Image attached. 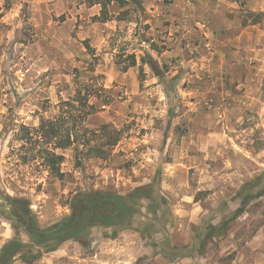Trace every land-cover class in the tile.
Segmentation results:
<instances>
[{
	"label": "rangeland",
	"instance_id": "374dc122",
	"mask_svg": "<svg viewBox=\"0 0 264 264\" xmlns=\"http://www.w3.org/2000/svg\"><path fill=\"white\" fill-rule=\"evenodd\" d=\"M107 1L0 0L1 195L30 200L47 228L79 192L153 183L167 207L140 208L115 264H264V196L199 248L203 228L233 217L224 204L264 183V0H111L104 21ZM78 92L95 106L77 122L90 145L57 150L54 177L37 129ZM105 124L122 135L108 159L91 149ZM104 234L70 242L68 262L93 264ZM16 235L0 218V241Z\"/></svg>",
	"mask_w": 264,
	"mask_h": 264
},
{
	"label": "trees",
	"instance_id": "16d2710c",
	"mask_svg": "<svg viewBox=\"0 0 264 264\" xmlns=\"http://www.w3.org/2000/svg\"><path fill=\"white\" fill-rule=\"evenodd\" d=\"M119 1L125 3V0ZM111 3V0L99 2L102 5L104 21L108 20L107 8ZM254 15L257 19L255 23H259L264 14ZM148 63L155 68L153 58H150ZM136 65L137 60L134 57L131 66ZM126 70L128 68H125ZM59 109V114L53 119L43 118L41 120L37 134L39 140L50 146L42 150L43 164L51 175L61 178L64 175L61 166L65 156L58 154L57 150H67L76 144L90 145L89 139L85 138L86 134L81 135V130L77 129V122H87L88 117L95 113V106L90 104V96L78 92L75 98L61 103ZM57 122L64 123L58 124ZM68 122H74L75 127L67 126ZM99 132L100 136L102 134V139L99 140L103 142L100 146L91 149L100 153L102 158L108 159L111 150L122 140V135L120 131L107 124L103 125ZM31 140L32 138L29 141ZM260 180L261 176L255 178L252 184L251 182L245 184L236 198L240 201L238 205L231 208L228 203L224 204L227 209L233 211V217L229 219L222 216L218 224L210 223L203 228L199 235L201 238L199 248L203 242L213 240L216 236H223L230 223L243 215L251 202L264 196V183L261 185ZM252 185L255 187L252 188ZM259 185L262 186L261 189L253 190ZM153 187L152 183L125 195L113 191L79 192L72 197L71 215L47 228L40 225L31 208L30 200L12 197L8 194L1 195L0 187V218L10 222L17 232V235L3 246L0 252V264H13L17 259L26 264H37L45 254L57 251L67 243L79 242L87 245L94 228L104 229L106 239L117 238L121 233L132 228L135 217L145 203L154 213H163L167 207L166 200L164 198L160 201L158 198L155 199ZM19 232L28 237V242L18 237ZM203 250L204 248H201L199 252L197 251L200 256L204 253Z\"/></svg>",
	"mask_w": 264,
	"mask_h": 264
},
{
	"label": "crops",
	"instance_id": "0c3cea01",
	"mask_svg": "<svg viewBox=\"0 0 264 264\" xmlns=\"http://www.w3.org/2000/svg\"><path fill=\"white\" fill-rule=\"evenodd\" d=\"M230 207H234L235 204H232V202H227ZM196 207H201L200 202H196ZM219 207V204L216 205L214 208ZM125 235L124 233H121L117 238H108L103 240H109L107 242H102L103 247H100V252H93L92 254L95 255V260L93 264H115L116 262H120L123 258L118 257L117 254H113L116 252V248H122V243H118L122 236ZM12 238L5 237L4 240L0 241V252L3 248V246L8 243ZM114 243V244H113ZM93 249V248H92ZM119 249V250H120ZM117 255V256H116ZM72 254L70 250V245L67 243L57 251L45 254L38 262L37 264H70L68 261L71 259ZM126 257H124L125 259ZM126 260V259H125ZM85 261V259L83 260ZM20 262V264H26L22 260L17 259L13 264H17Z\"/></svg>",
	"mask_w": 264,
	"mask_h": 264
}]
</instances>
